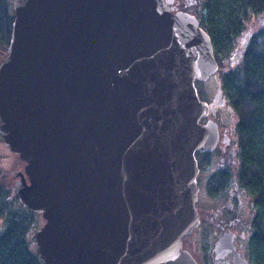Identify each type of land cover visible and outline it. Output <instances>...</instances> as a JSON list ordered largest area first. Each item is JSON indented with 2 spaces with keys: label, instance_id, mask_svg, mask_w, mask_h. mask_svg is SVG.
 I'll return each mask as SVG.
<instances>
[{
  "label": "water",
  "instance_id": "water-1",
  "mask_svg": "<svg viewBox=\"0 0 264 264\" xmlns=\"http://www.w3.org/2000/svg\"><path fill=\"white\" fill-rule=\"evenodd\" d=\"M11 7L0 135L20 160L13 190L42 220L39 259L198 264L181 247L199 222L195 151L216 146L218 123L201 119L224 101L197 90L218 69L198 18L163 0Z\"/></svg>",
  "mask_w": 264,
  "mask_h": 264
},
{
  "label": "trees",
  "instance_id": "trees-1",
  "mask_svg": "<svg viewBox=\"0 0 264 264\" xmlns=\"http://www.w3.org/2000/svg\"><path fill=\"white\" fill-rule=\"evenodd\" d=\"M202 6L199 24L210 35L218 62V81L236 116L232 128L238 148V177L251 191L254 206V256L256 264H264V0H203ZM12 19L11 0H0L2 50L9 41ZM254 23L255 28L250 29ZM226 59L229 66H224ZM7 195L8 191L0 186V215L12 207ZM27 209V224L36 226L39 214ZM5 218L4 224L13 223L11 217ZM0 240L15 243L22 237L6 233ZM12 243L11 247L0 244V264H13L6 258L10 248L14 252L23 247H13ZM17 256L20 254L14 252L11 259Z\"/></svg>",
  "mask_w": 264,
  "mask_h": 264
},
{
  "label": "flooded vegetation",
  "instance_id": "flooded-vegetation-1",
  "mask_svg": "<svg viewBox=\"0 0 264 264\" xmlns=\"http://www.w3.org/2000/svg\"><path fill=\"white\" fill-rule=\"evenodd\" d=\"M202 3L203 0H163L164 6L169 11H186L197 18L202 14ZM217 83L209 99L201 97L198 92L200 98L210 103L220 89L221 98L224 101L220 104L213 102V110H210L209 114L201 120L212 117L218 123L221 132H218V140L214 149L195 151L198 166V190L195 205L199 222L189 235L182 238L181 247L189 252L198 264H242V259L245 264H256L255 238L252 230L253 199L251 191L238 177V148L232 124L227 126L216 118L220 111L232 112L226 103L219 81ZM224 129L226 132H222ZM0 138L2 139L1 135ZM4 147L7 153H10L5 145ZM12 159L15 162L13 167L5 169L7 166L4 164L0 168V186L8 191L6 199L12 206L6 210V213L0 215V238L1 235L7 233L17 238L21 236L22 240L15 243L10 240H0V244L9 245V247L11 243L13 247L23 246L21 250L14 251L20 254L15 260L11 259L14 252L10 248V253L6 256L10 263L43 264L37 254L34 236L35 229L42 223V220L40 215H37L36 226L27 224L29 210L19 201L17 193L13 190L14 170L20 167V160L15 157ZM6 215L12 218L13 223L9 220L10 224H4ZM217 243L219 245L215 249ZM2 251L0 250V253Z\"/></svg>",
  "mask_w": 264,
  "mask_h": 264
},
{
  "label": "rangeland",
  "instance_id": "rangeland-1",
  "mask_svg": "<svg viewBox=\"0 0 264 264\" xmlns=\"http://www.w3.org/2000/svg\"><path fill=\"white\" fill-rule=\"evenodd\" d=\"M250 29H254L256 26V23L254 24H250ZM5 54V50H2L1 45H0V59L4 56ZM227 59L225 60L224 66H229ZM219 71V70H218ZM219 75V72H218ZM217 73L210 76L207 80L205 81H196V86H197V90L200 93L201 97L209 99L212 95V93L214 92L215 88L217 87L218 83V77ZM216 118L219 119L221 121V123L226 124L228 126V124H233L235 121V114L231 111H220L217 113ZM12 157H16L15 155H13L10 151V153L5 150V147L2 143V139H0V168L6 164L7 167L6 168H11L14 166V159H12ZM17 158V157H16Z\"/></svg>",
  "mask_w": 264,
  "mask_h": 264
}]
</instances>
